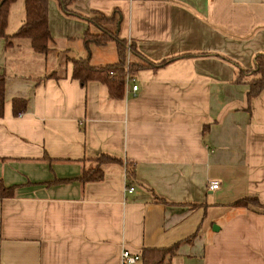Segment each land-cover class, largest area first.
Listing matches in <instances>:
<instances>
[{"label": "crops", "instance_id": "0c3cea01", "mask_svg": "<svg viewBox=\"0 0 264 264\" xmlns=\"http://www.w3.org/2000/svg\"><path fill=\"white\" fill-rule=\"evenodd\" d=\"M48 6L47 54L0 36V182L14 186L0 197V264H142V247L174 243L167 264H264V88L248 98L228 59L251 67L264 50V0H74L85 14L118 11L120 36L169 58L127 73L118 97L81 85L70 60L112 63L116 46L87 49L95 27ZM24 19L14 0L6 32ZM13 97L27 99L19 114ZM100 152L122 162L103 164L101 180L74 178ZM246 196L262 206L235 204ZM123 248L140 258L122 263Z\"/></svg>", "mask_w": 264, "mask_h": 264}, {"label": "trees", "instance_id": "16d2710c", "mask_svg": "<svg viewBox=\"0 0 264 264\" xmlns=\"http://www.w3.org/2000/svg\"><path fill=\"white\" fill-rule=\"evenodd\" d=\"M14 0H0V36L5 39L8 45L13 37H26L30 40L32 48L36 52L47 54L52 46L51 31L48 23L49 0H24L25 19L22 24L13 32L7 33V15L9 6ZM74 0H57L61 11L66 15L76 16L85 19L89 25L83 34V42L88 49L91 44H105L107 40L115 41L118 54V60L103 65H95L90 62V56H72L73 78L78 79L81 85H85L90 80H97L107 85L109 93L112 96H121L124 80L127 73H132L144 66H158L169 60L161 59L152 61L147 58L138 48L134 40H128L119 35L117 27L112 28L111 24L117 23L120 19L118 11L106 14L101 11L92 10L88 14L82 13L73 7ZM117 13V15H116ZM198 54V53H194ZM232 61L237 72L234 78L235 82H242L248 85L246 95L248 98L256 95L264 88V50L257 52L253 57L251 67H242L235 61ZM52 74V73H51ZM4 87L5 74L0 73V116L3 114L4 105ZM27 99L22 97L12 98V111L19 114L26 107ZM92 159L96 164L92 167L83 169L77 178L83 182L101 180L104 176L103 164L116 162L121 163L122 158L107 152H100L94 155ZM126 179L130 181L135 170L132 163L126 164ZM71 179V178H63ZM14 192V186H5L0 182V197L10 195ZM262 206L255 196H246L235 202V204ZM177 243L167 247L145 246L141 248L142 264H167L175 253Z\"/></svg>", "mask_w": 264, "mask_h": 264}, {"label": "built area", "instance_id": "2783aa9c", "mask_svg": "<svg viewBox=\"0 0 264 264\" xmlns=\"http://www.w3.org/2000/svg\"><path fill=\"white\" fill-rule=\"evenodd\" d=\"M126 80H129V75H126ZM137 84H132L131 88L132 90L137 89ZM209 186L211 188H216L218 186V183L216 181H213L209 184ZM133 186L127 185L125 186V189H127V191H132L133 190ZM140 258L139 253H135L130 251L128 248H123L121 251V261L122 263H132L135 262L136 260H138Z\"/></svg>", "mask_w": 264, "mask_h": 264}, {"label": "rangeland", "instance_id": "374dc122", "mask_svg": "<svg viewBox=\"0 0 264 264\" xmlns=\"http://www.w3.org/2000/svg\"><path fill=\"white\" fill-rule=\"evenodd\" d=\"M101 47L102 48L104 47L105 49L107 48L106 50L111 49V47L112 48L115 47V41L112 39H109V40H107V42L105 44L101 45ZM108 47H110V48H108Z\"/></svg>", "mask_w": 264, "mask_h": 264}]
</instances>
